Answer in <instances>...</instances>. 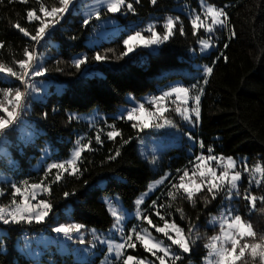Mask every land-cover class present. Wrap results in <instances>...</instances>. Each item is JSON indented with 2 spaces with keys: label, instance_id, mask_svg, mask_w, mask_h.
Listing matches in <instances>:
<instances>
[{
  "label": "trees",
  "instance_id": "1",
  "mask_svg": "<svg viewBox=\"0 0 264 264\" xmlns=\"http://www.w3.org/2000/svg\"><path fill=\"white\" fill-rule=\"evenodd\" d=\"M217 9H224L227 14V27L218 28L208 35L204 29L195 32L191 20L184 11L199 10V0H157L153 5L150 0H126L120 12L101 11L98 18H114L118 26L124 27L113 39L89 46L87 40L94 39L99 29L97 19H86L77 8V0H73L69 12L64 14L49 35L39 45L24 36L13 27L17 22L32 34L38 22L29 23L27 11L37 9V0L20 3L19 0L0 2V41L5 47L0 49V62L20 71L15 61L25 59L24 51L35 50L42 64L48 69L45 76L34 78L35 81L46 80L52 84L46 91L43 100L26 97L22 119H26L29 128H34V137L25 142L20 137L19 127L5 131L6 142L0 154V172L5 175L14 174L15 180L29 183L41 182L51 188L50 194L43 195L39 200L48 201L51 208L48 215L40 223L22 222L19 224L0 222V264H33L18 249L17 244L25 235H51L54 228L61 224H81L96 234L105 233L113 225V218L107 208L106 199L118 196L128 211L136 208L135 200L146 191L151 182L167 175V179L146 199L141 207V214L151 216L155 224L161 225L155 216L152 202L165 205L160 209L166 219L184 229L195 225L192 239L195 243L189 253H183L182 259L176 264H201L207 256L204 247L211 236L220 231L219 225L209 223L211 217L219 216L226 207L232 214L240 215L250 222L254 231L264 235V202L259 199L255 209H251L248 201L242 198L245 189L256 197H264V182L259 186L248 172L242 173L239 182L241 197L234 195L232 199L221 192L215 200L205 202L207 191L195 197V203L180 196L170 200L168 192L172 184L179 183L188 159L194 155H214L248 159V167L264 164V0H202ZM48 6L57 5L58 0H44ZM131 3L135 12L127 10ZM179 18L174 35L158 46L156 53L137 47L126 56L124 40L139 31L147 38L151 33L147 25L151 24L157 33L163 34L167 18ZM88 23L85 24L84 21ZM183 27L181 35L179 28ZM236 33L231 37V32ZM207 39L212 44L208 54H201L200 40ZM228 45L225 47V45ZM105 56L103 61L94 57ZM227 57V59H225ZM86 59L79 70L74 67L77 59ZM206 66L213 72L205 79ZM33 80V81H34ZM179 80L181 86L191 88L193 85L203 88L201 96V120L192 132L196 139L194 153L187 154L184 146H172L163 153L159 164L151 168L138 159L137 139L141 136L134 122L128 121L120 114L121 108L128 104L126 97L131 95L139 100L143 96L157 95L170 83ZM63 91L58 93L55 86ZM19 88L25 86L15 78L0 74V89ZM0 101L4 97L0 95ZM7 106V101H4ZM96 110L105 118L100 119L96 126L88 122L75 120L71 113L84 114ZM45 113L47 114L45 116ZM169 120L180 122L172 110ZM0 112V116H4ZM22 120L18 124L21 123ZM17 124V125H18ZM114 125L122 136L110 140L107 132ZM100 134L102 144L95 141ZM80 136L84 143L91 141L93 151L82 153L79 162L81 174L77 176L63 174L58 183H53L56 170L45 179V166L49 158L55 162L67 160ZM127 140L128 143H123ZM203 143V148L200 143ZM212 152L209 153L208 149ZM119 149L120 155L114 156ZM49 157L43 158L44 152ZM45 160L44 162H42ZM43 163L39 169L36 164ZM104 184L101 185V182ZM65 193L69 195L65 196ZM7 194L0 196V206L9 205ZM170 205V206H169ZM183 210V218L181 212ZM140 229L149 225L139 218L128 221L127 234L130 229ZM84 237V244L92 242L90 234ZM125 256H149L150 254L137 243L136 247L127 248ZM56 263L61 264V256L55 254ZM101 257L92 264H98ZM113 264H121L114 260ZM249 264H253L249 260ZM258 264V261L256 262Z\"/></svg>",
  "mask_w": 264,
  "mask_h": 264
},
{
  "label": "snow or ice",
  "instance_id": "2",
  "mask_svg": "<svg viewBox=\"0 0 264 264\" xmlns=\"http://www.w3.org/2000/svg\"><path fill=\"white\" fill-rule=\"evenodd\" d=\"M3 2V0H0ZM9 2H15V0H9ZM20 3H29V0H19ZM107 10L112 13L120 12L121 8L125 6L126 0H106ZM140 0H136L139 3ZM150 2L155 5L157 0H150ZM39 3V15L37 14V9H29L27 11V20L29 23L34 21L38 22V26L35 28V34L29 32L26 28L22 27L19 22L15 23L13 27L19 30L24 36L28 37L30 40L39 45L41 41L49 35V30L55 27L56 24L63 19L64 14L69 12L70 6L73 4V0H58L57 5L48 6L44 3V0H37ZM128 11L135 12V9L131 3L126 5ZM204 17L210 18L211 22L205 26L204 20L201 19L200 15L194 16L191 20L194 34L201 28L205 31L212 33L216 27L224 28L227 27V14L224 9H217L212 6H207L204 11ZM85 24L88 23L87 20L84 21ZM179 23V18L173 19L172 17L167 18L164 24L163 34L157 33L152 26H150L147 31L151 33V36L145 38L141 32L137 31L132 35H129L127 39L124 40V45L126 51L122 56L128 55V53L133 52L136 47H151L152 45H160L165 43L174 35V30ZM180 34H184V29L181 26L179 28ZM236 33L231 32V37L234 38ZM200 44L203 49L207 50L210 47V41L207 39L200 40ZM228 45L226 44L225 47ZM5 47L4 42L0 41V49ZM25 59L20 61H15L14 63L18 65L20 71H16L13 67L8 66L0 62V74L8 77L15 78L25 86V91H21L19 88H5L0 89V95L4 97V101H7V106L4 101H0V112L5 115L0 116V137H3L5 131L9 129L14 123L19 119L20 113L25 106L26 97L28 96V91L37 92L38 89L33 82L35 77L45 76L48 69L42 64H38L37 56L35 50L29 51L25 49L24 51ZM86 59H77L74 61V67L79 70L83 64L86 63ZM94 59L98 62L106 59L105 56L97 54ZM227 59V57H225ZM213 72V68L206 66L204 69L205 79L203 84H207V77ZM203 88L193 85L191 88L177 86L171 88L169 91H165L162 95L153 97L149 100L154 108V111L145 107L144 104H140L138 107H133L128 111L127 116L124 117L128 121H133V128H137L139 131H143L149 127L161 128L165 125L175 126L172 121L165 118V113L169 110L167 106V101L171 98L173 103L179 101V104L174 108V111L180 115L183 120L195 126L201 120V96L203 95ZM47 114L45 113V116ZM155 121H163L155 122ZM112 130L107 132V137L110 140H114L118 136H122V133L115 128L114 125L109 126ZM82 139V138H81ZM81 139L76 141L77 148L71 155V158L62 161L54 162L47 165L45 171V179L48 175L52 174V170L55 169V178L53 183H58L63 178V174L67 173L73 176H79L81 174L79 168V162L82 157V153L85 151H93L91 146V141L88 143H81ZM189 139H193L189 135ZM95 141L98 144H102L101 136L99 133L95 136ZM123 143H128L127 140ZM200 147L203 148V143H200ZM209 153L212 149H208ZM120 155L119 149L116 150L114 156H109V159H115ZM196 161L198 163L190 171L185 169L183 175L179 178V183L172 184V190L168 192V197L170 200H176L178 196L182 199H187L193 204L195 203V197L203 192L207 191L208 197H205V202L210 203L211 200H215L221 192H225L226 197L230 200L233 195L241 197L240 181L242 179V173L238 169L236 162L231 157H217L214 155L208 156H197ZM155 161L153 160V163ZM215 162V166H213ZM219 169V171H217ZM245 172H248L252 179L249 180V184L255 182L256 185H260L264 182V164H256L255 166L249 168L247 164L243 165ZM167 175L161 180L156 181V184H162ZM259 177V178H257ZM187 178V179H186ZM13 189V199L9 205L0 206V222L7 225L9 223L19 224L22 222L40 223L48 215L51 205L48 201L39 200L37 203L33 204L32 201L36 200L37 191L51 193V188L46 185L42 180L39 183L29 184L27 180L23 181L20 186L13 183L11 185ZM152 186L149 187V191H152ZM3 190H0V196H3ZM69 195L65 193V196ZM147 195V193H145ZM17 197H20L17 200ZM242 198L248 201L251 209H255L256 202L259 199L264 202V197H256L252 192L245 189ZM143 198L136 201L137 205V217L149 225V228H143L137 230L136 228L131 229V231L124 235L123 220L124 213L122 210L118 211L116 208L110 205L111 215L115 219L113 229L121 234V240L123 242L113 243L112 241L101 240V243L108 244V252L114 253L116 260L120 261L121 264H148L145 260L139 259L137 257L127 255L125 256V250L127 248H135L137 243L146 251L149 252L159 264H176V261L182 259L181 255L176 254L170 245H166L163 239H157L153 236L152 232L149 230L154 229L156 233L163 234L171 245L177 246L182 253H189L191 251V246L195 243L192 239V232L195 229V225H192L188 232L185 233L184 229L179 227L175 221H170L166 219L160 209H163L165 205H157L156 201L152 202V207L156 209L155 216L163 221L162 226L155 224L151 216L142 215L139 211V206L143 204ZM170 206V205H169ZM181 212V217L183 218V210L177 209ZM211 223H219L220 231L217 235L211 236L208 239V243L204 245L208 249L207 256L205 257L206 264H249V260L256 264H264V235L258 236V234L252 228L250 222L245 221L240 215H234L231 211L227 215L221 214L219 218L213 217L210 221ZM84 226L81 224H61L54 228L58 234H63V236L72 240V233H79ZM99 239V237H95ZM85 241L83 237H79V243L83 244Z\"/></svg>",
  "mask_w": 264,
  "mask_h": 264
},
{
  "label": "rangeland",
  "instance_id": "3",
  "mask_svg": "<svg viewBox=\"0 0 264 264\" xmlns=\"http://www.w3.org/2000/svg\"><path fill=\"white\" fill-rule=\"evenodd\" d=\"M77 3H78L77 8L79 12H81V14L86 19L91 20L92 18H94V19H97L98 21L99 29L97 31L96 37L93 40L92 39L87 40V44L89 46H92L94 44H99L103 40L107 41L109 39H113L122 31V29H124V27L118 26L117 20L114 18H108V19L98 18L101 11L107 10L106 0H77ZM207 6H212V5H209L208 3L202 0H199V7H200L199 10H194V11L186 10L184 12L188 15L190 20H192L194 16L200 15L201 19L204 20L205 26H207L211 22L210 18L204 17V11ZM150 26L151 24L147 25L146 28L148 29ZM213 27L215 28V30L220 28L216 26H213ZM201 29H204V28H201ZM214 31L212 33H214ZM206 33L208 35H212V33H209L207 31ZM158 46L152 45L151 47H143V46H140V47L147 49L151 53H156ZM211 49H212V44L210 43V47L207 50L203 48L201 49V54L203 55L208 54V52ZM33 82L35 83L38 91L32 92L29 89L27 90L29 93L28 96L30 95L33 99H36V100H43L45 97L44 95L46 94V91L48 90V88L51 86L52 83L46 80H40V81L34 80ZM177 86H181V83L179 80H176L170 83L168 87L163 88V90L160 91L157 95L143 96L139 100H136L131 95H128L126 97V101L128 104L124 105L121 108V111L118 117H121L122 115L126 117L128 111H130L133 107H138L140 104H144L146 108L154 111L153 106L148 103L149 100H151L153 97L160 96L165 91H169L171 88L177 87ZM55 91L60 93L63 91V88L59 85H56ZM173 99L175 98L173 97L166 102L169 110L165 113V118L168 119V116H166V114L169 115L170 114L169 111L172 110L174 114H176V116L178 117L177 119L179 120L180 125L179 123L176 124L173 120H170L175 125L174 127L170 125H165L164 127H161V128L149 127V128L144 129L143 131H140L142 132V134L137 139L138 159L140 162L147 164L151 168H154L159 164V162L161 161L163 157L162 156L163 153L166 152L167 149L172 146H184L187 154L194 153V150L196 148V139L192 134V132L196 128V125L193 126V124L186 122L185 120H183V118L180 115H178L174 111V108L177 106V104H179V101H177L176 103H173L172 102ZM71 115L74 117L75 120L88 122L91 127H99V126H96L97 123H99L100 119L105 118L104 116L99 114L96 110L90 113H84V114L71 113ZM21 117H22V113H20V119L16 123H14L12 126H10L9 129H12L14 127L17 129L19 127V130L21 132L20 133L21 139L25 142H30L34 137L35 130L33 127L29 128L27 126L29 125L27 123V120L22 119ZM20 120L22 121L20 124H18ZM155 122L162 123L163 121H155ZM99 130H101V127H99ZM189 135H191L193 139L190 140ZM78 139H81V143L84 144V137L80 136L79 138H77V140ZM76 141H75V146L72 150V153L77 148ZM5 142H6L5 136L0 137V154L3 153ZM200 155L202 154L198 152V154L194 155L192 159H188V162L186 163V165L191 166L190 174H191V170L198 163V161H196V157ZM45 157H49L47 151L44 152L43 158ZM70 158L71 156L68 159ZM153 160L155 161L154 163H153ZM233 160L236 162L238 169L241 171V173H246L243 169V165L244 164L248 165V162H247L248 159L244 157H239ZM44 161L45 160H43L42 162ZM49 161H50L49 164L55 162L53 159H50V158H49ZM42 162L36 164L35 169H39L42 165H46V164H43ZM47 165L45 166L46 167L45 171L47 169ZM213 166H215V162H213ZM217 171H219V169H217ZM13 176L14 174L12 173L10 175H5L0 172V190H3L4 195L5 194L8 195L10 203L13 199V196H12L13 189L11 185L15 183L17 184V186H20L21 183L23 182V180L22 181H19V179L15 180L14 178L16 177H13ZM161 179H157L156 181H159ZM156 181L151 182L149 185V187L152 186L153 188L152 191H149V187H148L146 191L139 194V196L135 200V205H136V201L140 198H143V201L145 202L146 199L160 186V184L159 185L156 184ZM29 184H33V183H29ZM103 184H104V181L101 182V185ZM145 193H147V195H145ZM45 194H47V192H41L38 190L36 200H33L32 203L33 204L37 203V201H39V199ZM19 199L20 197H17V200ZM105 202L107 203L108 210L110 209V205H111L112 207L116 208L118 211L120 210L123 211L124 213V220H123L124 235H127L126 225L128 221L138 218L137 217V205H136L135 210L128 211L124 208L118 196H114L110 199H106ZM142 205L143 204L139 206L140 212H141ZM229 211L230 209L226 207L225 209L222 210L221 214L223 213L227 215ZM221 214L219 216H213V217L219 218ZM213 217H211L210 221L212 220ZM112 218H113V225H114L115 219L113 216ZM210 221L209 223L211 225L213 224L219 225V223H211ZM113 225L108 231H106L105 233H101V234H96V232L90 229L89 230L86 228H84L83 230L81 229L79 233H72V236H73L72 240H68L63 236V234H58L56 232H54L51 235H44V234L30 235L29 234V235L23 236L20 239V241L17 244V247L27 259H30L33 262V264H59V263H56V256H55L56 253L61 256V261H62L61 264H92V262L96 258H99V257H101V259H100V262H98V264H113L114 260H116L114 253L108 252L107 243H101V240L112 241L113 243L123 242L121 240V234L118 231L113 229ZM143 228H149V227H143ZM143 228H140V229H143ZM140 229H137V230H140ZM149 230L152 232L153 236H155L157 239H163L166 245H170L172 250L176 254L181 255V256L183 255L180 249L175 245H171V242L168 241L166 237L163 236V234L156 233L155 230L151 228ZM130 231L131 229L129 230V232ZM84 233L90 234L92 242H90L89 244L79 243V237L82 236L84 239L86 235ZM95 237H99V239H96ZM147 253L150 254L149 252ZM131 256L145 260L146 262H148V264H159V262L152 255H151L152 257H149V256L141 257V256H135V255H131ZM201 264H206L205 259L203 260Z\"/></svg>",
  "mask_w": 264,
  "mask_h": 264
},
{
  "label": "built area",
  "instance_id": "4",
  "mask_svg": "<svg viewBox=\"0 0 264 264\" xmlns=\"http://www.w3.org/2000/svg\"><path fill=\"white\" fill-rule=\"evenodd\" d=\"M19 119H20V116H19ZM19 119H18V120H19Z\"/></svg>",
  "mask_w": 264,
  "mask_h": 264
}]
</instances>
